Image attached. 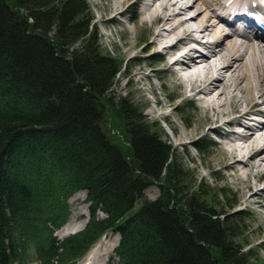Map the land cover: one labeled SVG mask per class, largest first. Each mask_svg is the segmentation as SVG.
<instances>
[{
    "label": "trees",
    "instance_id": "1",
    "mask_svg": "<svg viewBox=\"0 0 264 264\" xmlns=\"http://www.w3.org/2000/svg\"><path fill=\"white\" fill-rule=\"evenodd\" d=\"M127 65L102 49L89 0H0V264H77L109 231L118 264H256L251 216L225 210L234 192L192 178L127 96H107ZM107 104L125 147L103 126ZM211 146L196 140L203 156ZM81 189L89 221L59 239Z\"/></svg>",
    "mask_w": 264,
    "mask_h": 264
},
{
    "label": "bare ground",
    "instance_id": "2",
    "mask_svg": "<svg viewBox=\"0 0 264 264\" xmlns=\"http://www.w3.org/2000/svg\"><path fill=\"white\" fill-rule=\"evenodd\" d=\"M130 0H109L110 13H123ZM254 0H133L141 3V23L149 24V44L165 56L164 71L170 72L181 84L182 93L197 98L203 111L198 126L176 127L177 139H192L196 133L220 130L226 124H237L221 132L220 152L227 166L236 170L239 181L248 184L252 193L248 198L264 203V32L256 30L244 20L241 8ZM259 10H264V4ZM188 10L193 12L188 14ZM112 19H116L112 17ZM130 20V19H129ZM124 22V21H123ZM138 24L131 32L137 37ZM258 29V28H257ZM139 46V40L132 42ZM140 68L131 76V83H139L145 93L146 84L156 92L154 76L157 69ZM160 78V77H159ZM173 100L157 97L149 113L168 116L167 106ZM148 113V112H147ZM174 124V123H173ZM196 132V133H195ZM251 177H256L255 182ZM67 223L59 233L66 232ZM102 245V244H101ZM90 256L82 264L90 262ZM107 258H102L105 264Z\"/></svg>",
    "mask_w": 264,
    "mask_h": 264
},
{
    "label": "rangeland",
    "instance_id": "3",
    "mask_svg": "<svg viewBox=\"0 0 264 264\" xmlns=\"http://www.w3.org/2000/svg\"><path fill=\"white\" fill-rule=\"evenodd\" d=\"M94 12V22L97 25L100 43L105 52H110L117 60L128 59L126 70H122L116 78L111 91L107 96L118 98L127 96L137 110L141 113V117L148 121L157 134L170 142L178 157V163L183 169L191 172L192 178H202L210 187L221 189L226 188L232 190L235 194L233 208L226 207L228 214L244 211L251 218L246 221L243 229L246 230L250 243L244 246L249 249L251 246L255 248L258 259L256 264H264V203L259 204L255 201H250L248 196L252 193V189L245 182L239 181L236 176V170L229 167L225 163V155L220 152L222 146L221 132L230 130L231 128H239L237 124H225L220 130L209 131L208 133H196L192 139L185 137L180 142L176 136V127L180 126L183 130L185 126L193 128L198 126L203 119V111L197 103V98L187 96V93H182V86L179 81L170 72L164 71L165 56L162 51L155 50L154 44H149L151 30L149 24L141 23V14L139 13L141 3H133V0L128 1L126 9L123 13H110L107 10L109 0H89ZM184 0H179L182 4ZM193 11L188 10V14ZM116 19H112L115 17ZM130 19V20H129ZM124 21V22H123ZM133 24H138L137 37L131 32ZM138 39L139 46H133L132 42ZM149 50L147 52L146 50ZM153 53V56H149ZM136 58V59H135ZM140 59L139 64L136 60ZM159 59V60H158ZM157 69L159 76H154L156 82V92L150 90V84L147 83L145 93L139 88V83H131L130 79L140 68L144 71L150 70V65ZM160 77V78H159ZM157 97L165 100H173L176 104L173 108L167 106L169 111L168 116H157L155 113H149L148 108L155 105ZM187 104H191L189 108ZM103 126L107 132H110L114 140L120 142L124 147L128 145L127 136L124 134V126L120 119H117V114L112 107L105 105ZM184 109V114L180 110ZM148 112V113H147ZM174 123V124H173ZM202 138L211 142V148L206 156H203L196 148V140ZM255 182L256 177H251ZM264 181V179H263ZM191 182H189L190 184ZM145 196L148 199H157L161 196V188L157 181H152L145 190ZM71 214L66 221L68 228L66 232L59 233L56 230V236L63 239L72 232H79L85 227L90 218V202L87 200V192L84 189L76 191L70 198ZM140 202L136 207L140 206ZM133 211V210H132ZM99 217L105 216V213L100 211ZM65 223V224H66ZM64 224V225H65ZM63 225V226H64ZM120 241V234L115 231L105 233L85 254L80 260L82 264L87 256H90L88 264H102V258H107L105 264L113 258L112 263L118 264L119 259L115 253V248ZM102 244V245H101Z\"/></svg>",
    "mask_w": 264,
    "mask_h": 264
}]
</instances>
